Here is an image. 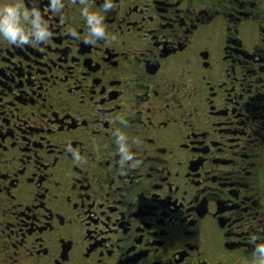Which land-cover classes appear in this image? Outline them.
<instances>
[{
    "label": "flooded vegetation",
    "instance_id": "1",
    "mask_svg": "<svg viewBox=\"0 0 264 264\" xmlns=\"http://www.w3.org/2000/svg\"><path fill=\"white\" fill-rule=\"evenodd\" d=\"M0 3V264H264V0Z\"/></svg>",
    "mask_w": 264,
    "mask_h": 264
},
{
    "label": "clouds",
    "instance_id": "2",
    "mask_svg": "<svg viewBox=\"0 0 264 264\" xmlns=\"http://www.w3.org/2000/svg\"><path fill=\"white\" fill-rule=\"evenodd\" d=\"M110 6L111 5L108 3V0H105L104 7L107 8ZM18 7L19 5L15 3H0V37L7 39L9 42H16L17 38L21 41L27 39L26 31L22 30L17 22ZM102 20L103 17L96 13L88 14V22L94 25L91 31L97 36L104 34ZM35 36L43 38L42 32H36ZM117 140L120 142L119 152L121 153L122 158L124 160H130L131 156L127 154L126 146L123 143L124 137L118 136ZM261 251H264V247L261 248Z\"/></svg>",
    "mask_w": 264,
    "mask_h": 264
}]
</instances>
